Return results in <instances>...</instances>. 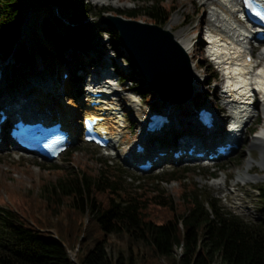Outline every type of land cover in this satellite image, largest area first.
I'll return each mask as SVG.
<instances>
[{"label":"trees","instance_id":"1","mask_svg":"<svg viewBox=\"0 0 264 264\" xmlns=\"http://www.w3.org/2000/svg\"><path fill=\"white\" fill-rule=\"evenodd\" d=\"M23 0H0V53L17 38L20 7ZM43 4L39 0H33ZM71 7L70 23H63L62 32L51 36L52 47L59 53L70 48L69 61L81 63V50L92 40L93 30L111 35L110 49L120 55V41L112 27H100L88 22L89 5L79 0H57ZM171 4L164 0H146L136 7L117 12L125 18L147 20L163 25L169 19ZM101 7L97 17L109 12ZM143 17H146L145 19ZM76 20L79 23H73ZM82 20V21H81ZM44 57L47 52L38 49ZM78 50V51H76ZM50 53V52H48ZM26 61L30 53L20 55ZM77 59V60H76ZM66 63L68 62L65 59ZM91 61V59H90ZM125 78L143 99L151 94L136 79L133 65ZM205 73H215L208 63ZM119 80L124 76L116 70ZM72 77H77L72 73ZM201 98L196 94L194 101ZM66 156L69 150L64 152ZM95 173L66 172L51 183L43 184L37 194L22 193L20 210L0 206V264H264V182L258 185L261 214L246 222L221 209L216 200L201 195L184 185L173 200L157 184L138 191L124 190L120 172L103 158ZM52 167H56L52 165ZM184 169V168H183ZM153 179H180L174 171ZM143 186V185H141ZM86 218L83 222L82 217ZM44 228H52L53 234ZM112 235L123 247L114 256L105 250L106 237ZM180 251L173 255L174 247ZM75 248V263L68 250Z\"/></svg>","mask_w":264,"mask_h":264},{"label":"rangeland","instance_id":"2","mask_svg":"<svg viewBox=\"0 0 264 264\" xmlns=\"http://www.w3.org/2000/svg\"><path fill=\"white\" fill-rule=\"evenodd\" d=\"M79 1L82 3L86 2L89 5V8L86 10L87 16L81 21L91 23L92 25H100L102 28L109 27V25H106L100 20L104 15L97 17V13L101 7H107L110 9L107 13L123 16L117 12L122 13L128 7L139 6L146 0H108V2L103 4L97 3L96 0ZM99 1L101 2V0ZM164 1L171 4L173 8L169 17L171 16V19H174V24L171 29L168 27V23L165 25L166 22L159 26L170 33H172L171 31L173 30H175V32L181 31L183 38L185 34L186 38L189 39L188 41H191L193 44L189 51H186L183 48L182 51L186 54L191 67L193 62H196L198 65L197 67H192V75L195 78H198L199 82V84L194 86L195 91L198 90L201 96V98L197 100V103L203 102V104H211L213 108L218 107L222 103L221 98L218 96L221 92L220 87L222 78L219 71L212 65V62L206 58L204 46L199 52V44L197 43L199 38H202L200 27L201 30H203L202 27L205 26V23L200 21V18L205 15V12H207L208 5H201L200 0ZM110 2H116L118 6H113L115 4L111 5L109 4ZM30 14L32 15L31 17H33V15L35 16L32 22H29L30 19L28 15L30 16ZM20 17L21 21L19 23L17 38L6 50V56H3L0 53V64L3 65L5 74L7 76L10 75L11 78L15 79L17 85L25 87L26 89L29 87L30 81L32 82L34 78L43 77L47 79L48 74L49 77H54L52 81L55 79L59 80L63 73V71H61L63 69L62 61L70 56L72 50L65 47L57 53L50 51L49 48H53L51 39L52 34L54 32L61 33L63 23L71 22V7L67 2L62 1H59L56 4H37L33 0H23L20 7ZM23 18H26V22L28 21V23L33 25L35 29L28 31L27 34L22 37ZM143 18L145 19L146 17ZM135 20L149 23L147 20ZM21 37L22 40H20ZM112 38L113 37L108 35L106 31L101 30L98 32V30L94 29L92 40H90L85 50L78 52L80 54L79 57L82 59L81 63L83 61H89L90 57H92L91 60L94 58L98 61H105L108 58V55L111 54L109 46ZM258 48L262 47H257L255 50ZM38 49H44L47 54L43 57ZM118 49L120 55L114 54L113 59L110 61L115 67L119 68L118 71L126 77L130 72V67L128 61L125 59L126 57L124 56L121 45ZM30 52L31 58H28L26 61L23 60L24 58L20 57L22 53ZM67 60L69 61V59ZM73 63L74 61H69L65 67L69 69ZM205 63H208L209 66L215 70L214 75L211 72H208L207 74L205 73L206 70L203 65ZM216 68H218L217 65ZM14 71L16 74L13 73ZM114 72L112 73L114 75L110 77L111 79L108 78V80L112 81V85L116 90H120V94L122 93L119 100L121 103L120 105L123 107L121 110L122 121L125 123L120 136V141H118L115 149L117 156L115 154L116 152L109 153L108 148L98 149L93 144L83 143L76 137L72 140L69 147L66 148V150L70 151L68 156L64 154L66 151L64 150L57 158L52 160H45L21 154L9 147L3 150L0 149V206L20 210V199L23 197V192L31 191L33 195L37 196L43 184L51 183L57 176L61 174L63 175L66 172L72 171V173H76L82 170L83 172L95 173L97 167L102 165L97 158H103L109 166L116 167L118 171H121V185L124 190L138 191L142 189V187L146 189V187H150L155 183L158 187L162 188L167 194H169L173 200H176L179 190L182 188L186 189L184 187L186 184L199 192L201 195L200 197H209L216 200V204L221 209L235 214L246 222H253L260 217L262 212L260 206L261 202L256 187L264 182V165L261 166L258 162L261 155H259V152L261 151L264 153V148L260 149L253 147L248 151V139L253 138L256 135L262 122L260 117L255 115L253 119L248 122L242 142L239 143L233 152L225 157L215 160L212 164L203 166L199 163L190 164L186 161H179L177 163L169 162L153 167L147 172H137L121 162L120 154L131 145L133 139L137 138V135L139 134L140 129L138 124H136L137 119L143 118L149 109L159 108L162 104V98L157 92L150 90L148 84L144 81L141 84L142 87L148 89L152 93L147 94L143 99L134 92L131 88L132 84L125 77L121 81L113 79L116 76ZM135 72L136 70H134V73ZM135 76L136 79L140 78L136 73ZM79 80H72L70 79V75L69 77L67 76L69 84L66 88V93L72 92V84L73 87L81 86L82 90V80H80L81 83ZM6 83L7 84L4 86H6L7 89L9 88L10 83ZM30 90L31 88L28 91ZM0 95H2V93H0ZM83 95L84 94H82V96L77 95L75 97L76 99L73 100V98L71 99L66 94H63L61 97L57 98V101H62V105L65 107H70V103L75 104L76 107H78L77 110L79 112L81 108L80 104L84 101ZM127 95L131 96V99ZM133 99L138 102V118L133 115V113H136V108L124 107L125 104L130 103ZM189 102L191 103V100H189ZM190 103L188 104V107L192 104ZM75 117H77V115H75ZM77 120L78 119L76 118L75 121L77 122ZM246 155H250L254 162V166L249 169V174L255 175L259 179L255 182L247 181L234 185V187H236L234 191L235 195L240 198L239 201H234L238 203L241 201L240 203L243 204V206L245 205V209H243L238 207V203H235L234 205V203L231 202L232 200L227 202V199L223 196V192L210 185V182L219 178L221 174H224L227 187L232 189L233 186L231 180L235 177L237 171H241ZM52 165H55L56 167H52ZM169 171H174V175L181 174L180 179L171 178L167 182L162 178H157L156 180L153 179L151 181L149 179V177L153 175H166L165 172ZM82 219L83 222L86 221L85 216L82 217ZM44 229L53 234L52 228ZM122 247L123 244L112 235L106 237L105 250L109 256H114L116 249H122ZM179 251V247L175 246L173 255H177ZM68 255L73 263H75V248L68 250ZM158 261L160 264H167L163 258H159ZM134 264H136V262Z\"/></svg>","mask_w":264,"mask_h":264},{"label":"bare ground","instance_id":"3","mask_svg":"<svg viewBox=\"0 0 264 264\" xmlns=\"http://www.w3.org/2000/svg\"><path fill=\"white\" fill-rule=\"evenodd\" d=\"M97 3H106L108 0H96ZM201 5H208L207 12H205V15H203L200 18V21L205 23L206 28L209 30L210 33H213L215 36L208 37L206 40L203 38H199L197 43L199 44L198 50L199 52L201 51L202 47L205 46L206 44L209 43L208 47V53L210 56L218 61L221 66H223L226 62L225 60L227 59V55L231 53V50L233 49V41H236V48H241L243 46V50H245V45L242 44V39L244 36L240 33L241 28H243L245 31L248 32V29L244 24L236 20L234 17V13L232 9L235 6V3H232V1L228 0H200ZM109 4L113 6H118L116 2H110ZM32 15L30 14L29 17V22H32V20L35 18L31 17ZM26 19V18H25ZM23 18L22 22V30L24 35L27 34L28 31H31L35 29V27L31 24L26 22ZM171 16L165 23L168 27L171 29L173 24H174V19H171ZM170 21V22H169ZM164 25V26H165ZM198 27V26H197ZM201 28V27H200ZM172 33L169 32L171 35L172 39L176 42V44L181 48L185 49L186 51H189L192 48V43L191 41H188L189 39L186 38L184 34V38L181 35V31L175 32V30L171 31ZM175 32V33H174ZM184 33V32H183ZM22 37L20 40H22ZM208 42V43H207ZM257 48V47H256ZM251 57H252V62L255 64L254 69L256 67L260 66V69H256V73L254 76V79L260 83L262 89H264V49L263 48H258L255 50L252 46L248 47V52H247ZM243 53L240 55V58L237 59V64L240 65L242 63V58L245 56ZM90 57V56H89ZM88 58V57H87ZM92 57L89 58V60ZM189 66V72H190V92L187 94L186 97L183 98V94L178 95L177 97H171V96H164L161 97L162 99V104L159 108L153 109L157 110L159 113H161L163 116L166 117L167 123L164 124V126L160 129V131H156L159 133H164L166 130H170V137L174 135H181L184 134L185 131H188V126H187V119H192L191 116L189 115L190 113H193V110L195 109V102H194V97L196 94H198V90L195 91V85L199 84L198 78H195L192 75V67H197V63L193 62L192 67L191 64L188 62ZM239 72L240 74L242 73L243 70L248 69V65L246 66H240ZM35 70V69H34ZM93 70V69H91ZM94 72V71H93ZM13 73L16 74L14 71ZM52 75V74H51ZM96 73L92 74L91 81L88 82L87 84V89H86V94L85 97L83 98V102L80 104L81 105V112L84 118L91 119L92 116L97 115L100 118H102L100 125H102L106 129V136L109 139L108 140V149L109 153H115L116 146L118 144V141H120V136L121 133L124 129L125 123L122 121L121 117V110L123 109L122 105H120V90H116L113 85L112 81L108 80V78H99V76L96 78ZM49 77V74L47 75ZM51 77V76H50ZM96 78V79H95ZM235 78V87H238L239 90L237 93H241L245 91V87L242 83H246V79L240 76H234ZM46 78H34V80L29 84V88H31L30 91H28V88L26 89L25 87H22L20 85H17V82L15 79L11 78V76H7L5 74V70L3 68V65L0 64V92L3 93V96L0 98V102H9L11 106H13L17 99L21 98L25 100L28 104H36L41 106L42 111L44 112H50L54 118H58L59 120L63 121V125L65 129H68L71 134L69 139L73 140L74 138V130L76 127V118L75 115H77L78 110L75 104L70 103V107H65L62 105V101H57V98L60 97V92L65 93L66 88L69 84L67 81V78L64 80L63 87L59 84V81L56 79V81L51 82L50 79ZM111 79V78H110ZM9 82V88L6 89V85ZM51 82V83H50ZM73 85V84H72ZM39 86V87H38ZM45 86V88H43ZM62 87V88H61ZM256 88V87H254ZM60 91V92H59ZM59 92V93H58ZM93 93H97L96 95H92ZM178 94V93H176ZM224 93V91H221L218 96L221 98L222 103L216 107V111L220 112L221 111V116L217 114V112L214 113L215 117H213V124L215 127L220 126L221 121L230 114L229 107L232 108L234 106V102H231L230 100L227 99V95ZM230 92L228 93V95ZM130 99L131 96L127 95ZM166 97V98H165ZM183 98V99H182ZM171 99V100H170ZM94 100L96 102L95 105L88 107V103ZM191 100V103L189 102ZM69 101V100H68ZM263 102L261 103L260 101L255 102L252 104V107L255 109H259L264 116V98L262 100ZM194 102V103H193ZM191 104L190 107H188V104ZM124 107H134L136 108V113H133L134 117L138 118V102L133 99L131 100L130 103L125 104ZM237 111L238 116L237 118L241 117L244 114V111H250L251 114L247 116L243 124L241 126V130L238 135V142H242V138L244 135V132L246 131L247 124L253 119V113L251 111V108L247 106L246 104H237ZM242 114V115H241ZM140 120V118H139ZM184 120V122H183ZM186 120V121H185ZM183 122V123H182ZM138 124V121L136 122ZM143 126V125H142ZM204 128V126H201ZM163 128H166L163 129ZM142 129V127H141ZM139 131V134L137 135V138L133 139L132 143L130 146L126 148L124 151L126 153V156L123 158H120L121 161L130 166L131 164L126 160L127 157H130L131 155H136L134 152V146L135 143H138L143 146V154H148L150 153L152 147L147 148V139L146 136H143L142 131ZM184 141L188 143H193L195 147H200L202 145L201 142H199L196 139L189 138V136L184 137ZM157 147H161V149H166L167 146L158 143ZM248 151L253 148H264V118L261 122V125L259 126V129L257 130L256 135L253 138L248 139ZM167 151L165 150V156H167ZM261 154V155H260ZM228 155V154H227ZM260 159H259V164L261 166L264 165V153L259 152ZM254 166V162L252 161L250 155H246L243 161V166L241 168V171H237L235 177L231 180L232 184V189L230 187H227L226 181H225V176L224 174H221L219 178L213 180L210 182V185L214 186L217 189H220L223 192V196L225 199H227V202L231 201L232 203H238L235 202L234 200H240L239 197H236L235 195V188L234 185L237 183H243L247 181L255 182L259 178L255 175H250L249 169ZM230 183V182H229ZM238 189V188H237ZM241 202V201H240ZM238 203V207L245 209V205ZM243 202V201H242ZM230 203V204H232Z\"/></svg>","mask_w":264,"mask_h":264},{"label":"water","instance_id":"4","mask_svg":"<svg viewBox=\"0 0 264 264\" xmlns=\"http://www.w3.org/2000/svg\"><path fill=\"white\" fill-rule=\"evenodd\" d=\"M39 1L57 3V0ZM100 20L116 31L126 59L133 64L150 90L160 97L183 94L184 98L189 94L188 59L168 31L157 24L117 14L106 13Z\"/></svg>","mask_w":264,"mask_h":264}]
</instances>
